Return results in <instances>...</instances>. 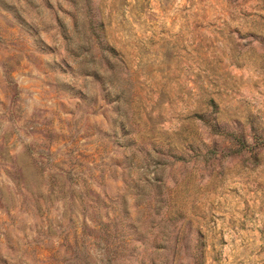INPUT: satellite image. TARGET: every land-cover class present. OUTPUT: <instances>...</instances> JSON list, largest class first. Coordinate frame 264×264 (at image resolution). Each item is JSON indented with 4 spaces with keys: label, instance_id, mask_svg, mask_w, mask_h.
<instances>
[{
    "label": "rangeland",
    "instance_id": "obj_1",
    "mask_svg": "<svg viewBox=\"0 0 264 264\" xmlns=\"http://www.w3.org/2000/svg\"><path fill=\"white\" fill-rule=\"evenodd\" d=\"M0 264H264V0H0Z\"/></svg>",
    "mask_w": 264,
    "mask_h": 264
}]
</instances>
